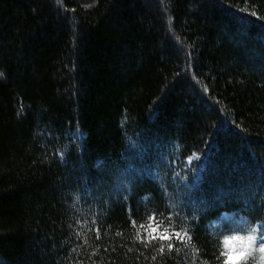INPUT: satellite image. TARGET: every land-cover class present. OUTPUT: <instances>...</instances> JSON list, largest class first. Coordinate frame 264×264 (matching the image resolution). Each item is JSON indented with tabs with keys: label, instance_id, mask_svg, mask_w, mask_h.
Segmentation results:
<instances>
[{
	"label": "trees",
	"instance_id": "16d2710c",
	"mask_svg": "<svg viewBox=\"0 0 264 264\" xmlns=\"http://www.w3.org/2000/svg\"><path fill=\"white\" fill-rule=\"evenodd\" d=\"M0 71V264H224L219 220L264 224V0H0Z\"/></svg>",
	"mask_w": 264,
	"mask_h": 264
},
{
	"label": "clouds",
	"instance_id": "9594fccd",
	"mask_svg": "<svg viewBox=\"0 0 264 264\" xmlns=\"http://www.w3.org/2000/svg\"><path fill=\"white\" fill-rule=\"evenodd\" d=\"M258 240L260 237L255 223L223 231L219 241L228 257L226 264H243L251 256L257 257V264H264V242L258 244Z\"/></svg>",
	"mask_w": 264,
	"mask_h": 264
},
{
	"label": "snow or ice",
	"instance_id": "6c2138e0",
	"mask_svg": "<svg viewBox=\"0 0 264 264\" xmlns=\"http://www.w3.org/2000/svg\"><path fill=\"white\" fill-rule=\"evenodd\" d=\"M57 3H60V0H57ZM67 11V9H65ZM251 15H256L255 12H252ZM171 21V17L169 18ZM75 38V37H74ZM182 43V41H181ZM188 55L191 56V52H188ZM5 73L3 71H0V77H3ZM60 156L63 158L65 156V153L61 152ZM150 223L146 229V237L142 236L141 239L144 240L146 239L148 242H151L153 240H159L161 242H167V248L168 249H173L174 244L172 243L173 239H184V237H188L189 240H191V236L185 232L183 235H181V232L176 231L175 229H164L161 230L159 226L155 223L156 221V215L153 213L152 216L149 217ZM135 221H133V224ZM195 231V229H193ZM97 232H99V229H97ZM145 247H147V243H145ZM160 253L163 254L164 252V247L163 244L161 245V248L159 249ZM223 256L225 257L224 264L227 262V255L223 253ZM155 259V257H153Z\"/></svg>",
	"mask_w": 264,
	"mask_h": 264
},
{
	"label": "rangeland",
	"instance_id": "374dc122",
	"mask_svg": "<svg viewBox=\"0 0 264 264\" xmlns=\"http://www.w3.org/2000/svg\"><path fill=\"white\" fill-rule=\"evenodd\" d=\"M227 224L226 226H223L224 231L228 230L230 227H242L246 226V224L242 218H240L237 215H231L225 218V221ZM258 235L260 237V240H258V244L260 242H264V228H258ZM257 244V246H258ZM243 264H257V257L256 256H251L249 257L246 261L243 262Z\"/></svg>",
	"mask_w": 264,
	"mask_h": 264
}]
</instances>
